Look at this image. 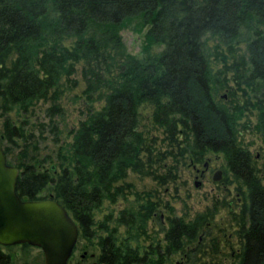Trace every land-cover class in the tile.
Instances as JSON below:
<instances>
[{
    "label": "trees",
    "instance_id": "16d2710c",
    "mask_svg": "<svg viewBox=\"0 0 264 264\" xmlns=\"http://www.w3.org/2000/svg\"><path fill=\"white\" fill-rule=\"evenodd\" d=\"M132 18L138 30L145 28L141 56L126 51L120 33ZM79 70L87 107L67 131L71 140L59 145L57 162L47 166L38 138L14 124L11 112L24 119L39 101H50L46 112L62 114L59 99L79 82L73 76ZM142 106L151 108V121L161 128L163 150L141 123ZM0 116L7 161L20 170V196L42 198L39 192L48 189L77 221V242L90 241L97 225L105 232L96 242L99 263L166 264L180 251L185 264H204L200 245L186 243L223 207L235 229L227 238L216 235L213 244L229 249L231 264H264V177L241 140L251 130L264 147V0H0ZM12 143L20 147L14 159ZM209 153L222 154L230 174L224 181L235 184L236 194L212 198L211 207L188 221L169 216L161 227L165 242L141 244L159 202L150 191L135 190L128 172L165 184L177 176L166 155L175 162L188 155L197 165ZM158 160L161 173L154 167ZM129 194L134 204L95 220L105 200ZM119 224L126 226L122 237ZM3 247L0 264H11Z\"/></svg>",
    "mask_w": 264,
    "mask_h": 264
},
{
    "label": "rangeland",
    "instance_id": "374dc122",
    "mask_svg": "<svg viewBox=\"0 0 264 264\" xmlns=\"http://www.w3.org/2000/svg\"><path fill=\"white\" fill-rule=\"evenodd\" d=\"M138 26L137 18H132L125 26H123L120 33L126 51L136 56H141V46L145 28L140 31L137 29ZM214 42L215 39L210 37L208 44L212 45ZM240 45L242 46L243 43ZM154 49L158 50L159 47L155 46ZM214 66L216 67V64H214ZM73 76L76 77L79 82L76 83L73 88L67 89L59 99V104L62 106V114L49 115L46 112V108L50 104V101H39L34 106L33 110L26 113L27 115L24 119L21 118L16 111L11 112L14 124H24L26 128H29L34 132L39 141L38 151L40 155L46 156L49 159V162L45 163L47 166H49L50 160H53L52 163L57 162L55 155L58 154L59 145L62 144L63 141L68 142L71 140L72 134H69L67 131L69 128L77 126L80 118L83 117L84 110H86L87 107V105L82 104L80 99V92L84 86L80 70L73 74ZM226 91V89L221 91L222 96L225 98L227 96ZM94 106L98 107L99 105L96 103ZM140 113L142 116L141 123L144 124L143 127L148 132L149 137H154L156 139L155 147L163 150L166 146V141L163 140L164 135L162 134L161 128L151 121V108L142 106ZM249 118L251 121H254L255 115L250 114ZM2 120L3 117L0 116V130L2 129ZM52 120L56 123L55 125H57V129L54 128V131L51 130ZM17 140L20 144L22 143V139ZM241 140L244 144L249 146V149L254 154L256 164L260 169V174L264 177V147L261 145V138L257 133H254L251 130H244L242 132ZM13 145V143L10 144V155L12 159L17 156L20 148ZM208 156L211 158L213 164L223 168L224 159L221 153H209ZM174 159V157L166 155V162L176 165L177 176L174 180H170L165 184L159 183L151 176H141L133 171L128 172L127 180L133 183L135 190L139 192L150 191L155 197L154 199H157L159 202L157 214H155L153 218H150L146 225L147 234H149V236H147L146 239H141L142 237H139V239H141V244L146 245L150 242V240H159L164 243V231L161 230V227L168 226L169 216L170 218L172 216L183 217L184 220L188 221L193 218L196 213L204 211L207 207H211L213 204L212 198L227 197L228 200L236 194L234 189L235 184L224 181L225 176L230 178L229 173L223 172V176L218 180L212 179L211 174H206L204 177H198V179L201 180V183L196 186L194 182L195 179H197V177H195L196 171L191 160L188 159V155L185 156L184 161L180 158L179 161L175 162ZM158 161L159 162H154V167L156 169L158 168L161 173L164 169L160 167L162 161ZM57 169L60 170L59 167H57ZM223 171L225 170L223 169ZM262 181L264 182V179H262ZM49 193L50 191L48 189H44L41 190L38 195L48 197ZM134 197V194H129L127 199L119 198L114 203L105 200L96 211L95 220L99 221L103 219L104 215L108 213L112 214L113 217L116 216L120 209L134 204ZM158 215L160 216V222L156 217ZM209 218L210 222L203 225V228L198 230L196 236L186 243V247L192 248L198 244L200 245L201 263L231 264L232 258L230 255H227L228 252H230L229 249H226L222 242L214 245L213 239L216 235H221L220 238L222 239L224 237V232H226L225 238L230 236L229 234L235 229V220L229 219L230 217L227 210L223 207L216 210L214 217L209 216ZM114 223V220L109 222L110 225H114ZM96 226L97 225L93 226L96 228V235H94L90 241L79 238V241L76 243L77 245L74 249V253L69 260L70 264H82V262L84 264H90L93 259L97 260V255L99 253V246L96 243L98 240V234L105 232ZM117 228L120 233L119 237L124 236L126 226L119 224ZM205 230L208 231V233L204 232ZM230 241L233 244L234 250L237 251V238L232 237ZM132 243L136 245V241H132ZM3 249L11 254V264H43V252L38 246L30 245L28 247H22L21 244H13L4 246ZM83 249H86L88 253L95 252L96 257L82 260L80 253ZM184 261L183 254H181L180 251H175L168 255L166 264H185Z\"/></svg>",
    "mask_w": 264,
    "mask_h": 264
},
{
    "label": "water",
    "instance_id": "95a60500",
    "mask_svg": "<svg viewBox=\"0 0 264 264\" xmlns=\"http://www.w3.org/2000/svg\"><path fill=\"white\" fill-rule=\"evenodd\" d=\"M19 174V168L8 163L0 141V244L28 243L42 249L43 264H69L79 234L77 221L51 195L22 198L17 191ZM220 176L217 169L212 179ZM200 183L195 180L196 186Z\"/></svg>",
    "mask_w": 264,
    "mask_h": 264
},
{
    "label": "flooded vegetation",
    "instance_id": "af4514ba",
    "mask_svg": "<svg viewBox=\"0 0 264 264\" xmlns=\"http://www.w3.org/2000/svg\"><path fill=\"white\" fill-rule=\"evenodd\" d=\"M193 167L195 168V171H196L195 177H197V179H195V180H199L198 177H204L206 174H211V176H213L215 170H217V169L221 170V176H220V178H221L223 176V172H224L223 168L212 163L210 157H207V159L204 160L199 165H193ZM22 198H27V197L23 196ZM225 234H226V232H224V236H225ZM229 235L231 236V233ZM73 253H74V251H73ZM73 253H72V255H73ZM91 253H93V255H91ZM72 255H71V257H72ZM80 257L82 260L87 259V258H92V257H96V253L95 252H89L88 253L86 249H83L82 252L80 253ZM92 261H95V259H93ZM96 261L99 263L98 260H96ZM82 264H84V263L82 262Z\"/></svg>",
    "mask_w": 264,
    "mask_h": 264
}]
</instances>
